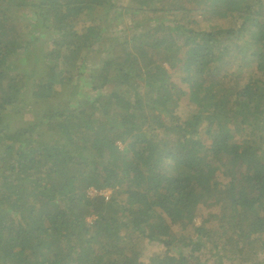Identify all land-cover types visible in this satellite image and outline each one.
Masks as SVG:
<instances>
[{
  "label": "trees",
  "instance_id": "16d2710c",
  "mask_svg": "<svg viewBox=\"0 0 264 264\" xmlns=\"http://www.w3.org/2000/svg\"><path fill=\"white\" fill-rule=\"evenodd\" d=\"M15 1L0 0V149H4L0 168L11 166L24 180L10 179L7 188L0 175V202L5 200L8 208V214L0 210V264H264V149L254 142L264 140L261 7L247 0L237 3L245 23L251 19L250 27L254 19H261L243 33L244 40L263 43L253 58L247 56L257 64L249 67L246 79L212 74L221 61L214 47L189 42L190 38L161 26L148 33L154 37L149 38L151 42L132 36L138 41L132 47L135 53L126 51L125 34L112 37L111 59L104 61L102 69H91L89 79L93 89H104L106 94L114 90L105 85L110 80L108 71L115 69L120 73L114 85H126V91L116 90L119 94H108L103 102L100 98L83 101L79 112L66 97L54 102L60 89L70 88L66 81L72 80V72L65 76L60 64L76 59L84 48L86 57L93 37L102 51L104 25L82 26L81 33L73 27L78 19L86 21V11L101 1L36 0L43 4L35 7L39 20L35 27H53L55 35L54 42L48 36L45 48L34 46L43 29L36 30L29 41L25 28L12 20L8 10ZM214 1L209 3L217 8L222 4L224 12L233 14L223 0ZM195 2L206 6L204 0ZM242 5L247 6L242 9ZM109 7L103 14L113 8ZM126 32L127 28L121 33ZM79 39L87 43L80 47ZM183 44L182 52L176 50L180 52L176 67L184 73L177 88L166 82L162 66V74L149 67L157 52L169 54ZM63 46L71 49L62 50ZM16 55L24 60H19L25 64L23 74L10 71L7 59ZM52 59L57 60L54 65ZM243 61L239 59V65ZM33 64L48 69L33 80L31 98L54 99H47L51 108L42 115L44 122L17 124L19 94L24 79L35 74ZM123 65L126 68L117 69ZM132 72L135 76L128 78ZM77 85L78 80L73 87ZM189 91L194 98L188 105L195 110L184 116L187 104L179 112L178 102ZM145 92L150 94L148 117L142 114ZM238 115L251 116L253 128H246L247 122L236 119ZM138 118L141 122L136 126ZM219 119L231 126L220 127ZM195 120L213 124L206 140L189 134L191 127L197 128ZM42 124L51 129L48 144L45 135L37 132ZM148 124L145 137L137 139L135 134ZM56 129L70 140L65 148L59 140L53 141ZM6 140L25 145L24 155L19 152L12 157ZM117 142L125 146L124 152ZM216 162L224 167L214 173ZM210 206L220 212L214 213ZM196 216L199 225L193 222ZM152 243L162 249L153 248Z\"/></svg>",
  "mask_w": 264,
  "mask_h": 264
},
{
  "label": "rangeland",
  "instance_id": "374dc122",
  "mask_svg": "<svg viewBox=\"0 0 264 264\" xmlns=\"http://www.w3.org/2000/svg\"><path fill=\"white\" fill-rule=\"evenodd\" d=\"M38 1V0H37ZM36 0H17L15 1V5L12 6L8 11H10V15L13 21L18 22L20 25H22L23 28H25L24 35L30 36L29 41H32V34L36 30H41L43 28L42 25L39 27H35L36 23L39 21L37 19V12L38 9L35 8L39 4ZM78 1V0H76ZM100 5L96 6V8L92 10L86 11V21L78 19L77 22L73 24V27L75 30H77L78 33H81L84 30V27L82 26H89V25H104L106 28V37L103 38V41L101 42L102 46L100 50L99 48V41H96L93 37L90 40V47L91 51L88 53L86 57L84 55L88 51L87 48H84L82 53L78 55L76 59H71L67 63L60 64L62 73L66 74L69 72H72V80L68 79L67 85L70 87L67 91H63L60 89V92L56 94L55 99L52 96L45 97L47 99L53 100L57 103L59 100L63 98H68L70 100L71 104L75 105V108L77 111L80 112L79 107L82 106V102L89 100H95L97 98H100L101 102L102 98H106L108 94L117 93L116 90L119 91H126V85H120L115 87L114 83L118 80V75L120 71L112 70L108 71L109 75V83H106L105 87L113 86L114 90L107 91L106 94L104 93V89L101 90H95L92 88V83L90 82V75H91V69H102L104 61L107 59H111L112 56V50L109 45L112 46L113 39L112 37H115L117 35L125 34L126 35V41H128V47L126 51H129L130 53H135L133 50V45L137 44V40H132L133 35H138L143 39V42L145 43L146 40H153L152 37L147 36L148 33L156 28H159L161 26L171 29V32L174 33V35H182L181 37H188L190 38L189 42H198L199 44H207L210 47L213 48V52L221 58V61L218 62L216 65H218V68L216 70L211 71L212 74L217 75V77L222 76L224 74H230V76L234 77L236 80L240 76L243 77V79H246L247 72L250 71V66H255L257 63L254 61H250L247 59L248 57H252L253 55H256L261 48V45L263 44L261 40H255L251 42V39L244 40V34L250 30H252L254 27L258 25V23L261 22V19H254L256 20L254 23L255 25L249 26L247 24L248 21H251L250 18H248L247 22L245 23L244 18L240 15V12L237 9V3L240 0H223L222 3H224V6L231 12L233 11V14H229L227 12H224L222 10V4L219 8L209 3V0H204L206 6H202L201 2H198L196 5L195 0H151L148 1L147 4H144V0H100ZM202 1V0H201ZM217 1V0H216ZM216 1L214 3L216 4ZM227 2L229 4H227ZM171 3V6L169 4ZM247 3L249 5L254 4L258 7L260 6V14L264 16V0H247ZM36 4V5H34ZM43 3H40L42 5ZM79 4V3H77ZM144 5V7H141L142 10H135L133 7L137 5ZM219 4V3H218ZM107 6H113L112 9H110V14H103L104 10L107 8ZM247 5H242L241 8H246ZM7 11V12H8ZM234 21V23H230L231 21ZM119 25V27L116 28V26ZM53 27H47L41 30L42 32L39 35V39L35 42L34 46L39 47L41 45L49 46V43L47 42L48 36L51 37V41H55V35L53 34V30H51ZM56 29V27H54ZM127 28L126 33H121L122 29ZM76 33V31H75ZM73 37V36H72ZM76 38H79L76 37ZM105 38H108L107 41ZM149 38H152L151 40ZM80 42V47L85 45L87 42L83 39L77 40ZM28 42V40H27ZM143 47L147 49L148 47L144 44ZM186 47V44H183L181 46H177L175 50L170 52L169 54H165L163 51L157 52L156 55L153 57L154 62L152 63L151 68L152 70L155 69L157 72L161 73L159 71V67L162 66L165 71L167 72L166 75L162 74L165 78L167 83L174 84L177 88L181 86V78L184 76L183 69L179 70L176 67V61L175 58L180 55V52L183 51V48ZM76 48V47H72ZM71 49V48H65L62 47V50ZM176 50H181L179 54H176ZM28 51L31 53L32 47L28 48ZM155 53L154 50H150L149 52ZM21 55H16L13 57H10L7 59L11 64V70L14 71V73H21L23 74L22 67L25 64L19 63L20 61H24ZM239 59L243 61V65H239ZM50 60V59H49ZM249 61V62H248ZM57 62V60L52 59L51 63L54 65ZM59 62V61H58ZM31 65V63H30ZM33 64L34 72L35 74L33 76L26 77V80L24 79L22 91L19 94V97L22 100V103L20 104L18 108V116L21 118L17 122H23L26 125L34 126L35 122L45 121V116L42 115L47 114L49 109L51 108V101L47 99H32V83L33 80L39 79L45 75V68L48 69V67H45L44 69H39ZM67 66V67H66ZM43 67V66H40ZM120 68H126L118 66L117 69ZM125 69H123V72L125 73ZM10 73V72H9ZM12 73V72H11ZM128 78H132L135 76V73L132 72L130 74H127ZM211 75V74H210ZM71 76V74H70ZM205 76H208L207 73H205ZM76 80H78V85L76 87H73ZM176 80V81H175ZM238 82V81H237ZM220 83L218 81L217 86H219ZM64 85H61V88ZM216 86V87H217ZM175 88V87H174ZM143 90V88H142ZM190 92L187 95L183 96V99L178 102L179 109L178 111H182V106L187 104L185 110H184V116L190 114L195 110L194 106H189L193 101L194 97H190ZM27 93V95H26ZM68 93V95H67ZM132 93V92H131ZM119 94V93H117ZM145 92L143 96L141 97V102L144 104L143 112L142 114L148 117V108L146 107L147 99L149 98L150 94ZM67 95V96H66ZM133 96V95H132ZM79 115H82L81 113H78ZM120 116V115H119ZM119 118V117H118ZM240 122H247L246 128H253V123L251 120V116L248 119L247 115H238L236 117ZM218 121H221L217 124L220 125V127H230L231 124L225 121V119H219ZM141 122L140 118L137 119V122L135 125H139ZM261 122V119H260ZM110 123H114L109 122ZM195 123H197V128L191 127V132L189 133L192 136H197L200 139L199 140H206L209 130L212 129L210 127L211 121H204V122H198L195 120ZM151 124L146 125L143 130L138 131L140 132L139 135L136 133L135 137L137 139H143L146 135V129ZM263 125V124H261ZM215 126V125H214ZM9 128V127H8ZM11 132H14L15 128H9ZM83 131V128L80 129ZM39 134L45 135V143L48 144L51 141L50 138V132L51 129H46V127L42 124L39 126V130L37 131ZM54 139L53 141H58L59 144H62V147L65 148L70 141L68 137L63 135L62 131L60 129L54 130ZM259 134V132H256ZM37 141L39 138H35ZM99 142V141H98ZM255 145L258 147L260 146L262 149H264V140L255 139ZM6 144L9 143V146L11 147L12 151V157H14L16 154H20L21 152L24 155V148L25 145H16L9 140L5 141ZM117 146L121 152H124L125 146L121 145L119 142H117ZM3 148L0 149V153L3 152ZM30 154L29 152H26L25 156L28 157ZM48 155V153H47ZM46 155V156H47ZM95 155H91V158L94 159ZM28 160V158H25ZM264 159V158H263ZM223 164L220 163H214V173L217 170L223 169ZM8 169H10V173L7 175H4V172ZM0 175H4V181L6 180L7 188L10 186V179H17V181L24 180V177L20 175L15 169H12L10 166L5 168H0ZM93 191V190H90ZM7 203L4 201L0 202V210H4L6 214H8V208ZM6 205V206H5ZM199 210L202 209V207H198ZM210 209L214 213H219L220 209L214 206H210ZM28 217V216H27ZM193 222L197 225L200 223V219L198 216L195 217ZM153 248L155 249H162L160 244L152 243ZM174 250V249H173ZM217 259V258H216ZM251 264V263H249Z\"/></svg>",
  "mask_w": 264,
  "mask_h": 264
},
{
  "label": "clouds",
  "instance_id": "9594fccd",
  "mask_svg": "<svg viewBox=\"0 0 264 264\" xmlns=\"http://www.w3.org/2000/svg\"><path fill=\"white\" fill-rule=\"evenodd\" d=\"M110 10V9H109ZM111 11V10H110ZM110 13V12H109ZM11 167V166H10ZM12 168V167H11ZM12 169H14V168H12ZM10 173V169H7L5 172H4V175H7V174H9Z\"/></svg>",
  "mask_w": 264,
  "mask_h": 264
}]
</instances>
